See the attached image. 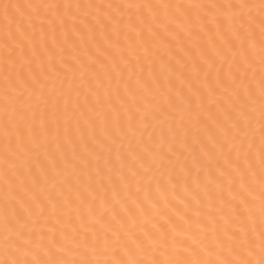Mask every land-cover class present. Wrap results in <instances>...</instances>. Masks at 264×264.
Masks as SVG:
<instances>
[{
  "label": "snow or ice",
  "instance_id": "6c2138e0",
  "mask_svg": "<svg viewBox=\"0 0 264 264\" xmlns=\"http://www.w3.org/2000/svg\"><path fill=\"white\" fill-rule=\"evenodd\" d=\"M0 264H264V0H0Z\"/></svg>",
  "mask_w": 264,
  "mask_h": 264
}]
</instances>
